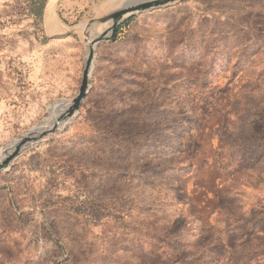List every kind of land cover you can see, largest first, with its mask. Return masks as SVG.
<instances>
[{
	"label": "rangeland",
	"instance_id": "rangeland-1",
	"mask_svg": "<svg viewBox=\"0 0 264 264\" xmlns=\"http://www.w3.org/2000/svg\"><path fill=\"white\" fill-rule=\"evenodd\" d=\"M48 1L0 0L2 158L76 96L108 14L84 0L78 60ZM94 55L78 114L0 172V264H264V0H182Z\"/></svg>",
	"mask_w": 264,
	"mask_h": 264
},
{
	"label": "water",
	"instance_id": "water-1",
	"mask_svg": "<svg viewBox=\"0 0 264 264\" xmlns=\"http://www.w3.org/2000/svg\"><path fill=\"white\" fill-rule=\"evenodd\" d=\"M180 1L182 0H130L120 8L109 12L102 20H100L98 25L94 27L93 35L88 42V50L84 60V67L78 93L73 99H71L69 107L58 114L50 129L45 128L42 129L39 135H34L33 137L28 136L20 139L14 150L8 156L0 160V172L7 170L11 162L28 144L40 141L45 136L60 130L78 114L81 104L90 88L89 79L94 63V51L101 43L115 41L118 26L122 22L145 12L172 6ZM98 27H100L99 29H102V31L99 30L100 34H97L99 32L97 30Z\"/></svg>",
	"mask_w": 264,
	"mask_h": 264
},
{
	"label": "crops",
	"instance_id": "crops-1",
	"mask_svg": "<svg viewBox=\"0 0 264 264\" xmlns=\"http://www.w3.org/2000/svg\"><path fill=\"white\" fill-rule=\"evenodd\" d=\"M83 4H84V0H61L59 4V7H60L59 12H60L62 20H59V19L58 20L67 28L66 32L64 33L66 37L63 39H60V41L63 43L69 42L72 45L74 43L73 52H71V54L74 57H76V59L78 60L81 54V49H80L81 40L78 35V31L79 29H81V24L86 19L85 17L86 12L84 11ZM44 23H45V20H44ZM29 86L33 88L35 87V84L34 86L33 84Z\"/></svg>",
	"mask_w": 264,
	"mask_h": 264
},
{
	"label": "bare ground",
	"instance_id": "bare-ground-1",
	"mask_svg": "<svg viewBox=\"0 0 264 264\" xmlns=\"http://www.w3.org/2000/svg\"><path fill=\"white\" fill-rule=\"evenodd\" d=\"M57 0H49L48 1V5L45 9V15H44V20H45V28L47 30V33L52 36L53 34L54 35H57L59 33H61L60 30L56 31L54 30V23H55V19H54V7H55V2ZM128 1L130 0H109L107 2H105L104 4H102V6L100 7V10L99 12L100 13H109L113 10H116L118 8H120L122 5L126 4ZM54 30V31H53ZM100 31H102V29H100ZM100 31L97 33V34H100ZM88 45V44H87ZM86 45V46H87ZM87 54V52H86ZM69 104L70 102L68 103H61L60 104V108L58 109V114L61 112V111H64L65 109H67L69 107ZM53 112V110H52ZM58 114L53 118V121L51 123V125L49 127H47L48 129H50L52 127V125L54 124L55 122V119L56 117L58 116ZM53 117V116H52ZM49 123V122H48ZM44 125H47V124H44ZM41 126V127H38L34 130L33 134L34 135H39L40 132L42 131V128H45V126ZM40 129V130H39ZM18 143V142H17ZM17 143H15L12 147H11V152L14 150V148L16 147ZM8 156V155H7ZM6 157V156H5ZM4 157V158H5ZM2 156L0 157V160H2Z\"/></svg>",
	"mask_w": 264,
	"mask_h": 264
}]
</instances>
